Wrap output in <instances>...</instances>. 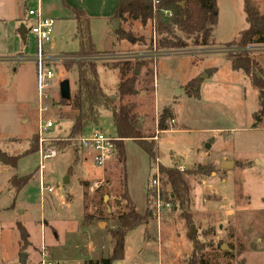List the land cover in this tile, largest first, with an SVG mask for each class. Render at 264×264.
<instances>
[{
  "label": "rangeland",
  "instance_id": "rangeland-1",
  "mask_svg": "<svg viewBox=\"0 0 264 264\" xmlns=\"http://www.w3.org/2000/svg\"><path fill=\"white\" fill-rule=\"evenodd\" d=\"M2 1L7 10L11 6L13 9L12 0ZM256 1L264 13V0ZM36 2L22 0L17 22H13L11 12L0 21V148L12 156L25 154L38 135L34 60L39 43L31 32L25 40L19 33L21 24L31 29L25 16L29 10H36ZM52 19L53 35L41 50L45 56L65 60L52 65L54 88L49 92L50 109L44 117L55 121V127L45 137L66 138L77 114L72 106L62 105L60 83L69 80L73 99L78 79L77 67L67 71L64 64L94 60L107 96L117 106L133 108L141 133L156 136L160 164L170 167L179 162L191 188V223L186 222L175 203H168L158 214L155 196L151 195L145 209L151 211V221L127 235L125 258L114 264H189L200 247L208 264H264V127L256 125L255 120L260 109L259 89L243 71H235L226 56L236 49L223 55L212 52V48L197 52L204 48L192 46L163 54L155 45L150 46L152 40L156 43L160 38L157 33L154 36L151 24L144 27L135 21L111 23L109 19H96L91 33L102 54L80 58L76 55L80 42L75 22L62 16ZM120 27L131 36L119 41L116 31ZM142 37L145 42L134 43ZM246 51L262 66L260 76L264 78V45ZM128 63L131 75L139 69L137 94L121 102L118 90L123 77L119 65ZM195 77L202 80L200 98H190L184 91ZM166 108L174 111V119L169 120L170 130L161 134L158 120ZM24 117L29 119L28 124L22 123ZM92 129L112 138L117 135L112 114L106 110ZM78 151L79 147L70 146L46 162L44 182L53 192L47 188L44 197L38 154L22 157L17 169L0 165V264H21L22 253L27 254V264H40L43 236L50 260L56 263L82 264L108 257L112 249L109 231L117 227L119 216L127 211L121 200L125 174L132 199L143 208L144 186L155 170L136 143H126V167L116 154L103 169L92 164L91 156L89 163L77 166L73 158ZM79 153L82 156V151ZM223 162L236 164L223 170ZM202 168L210 172L202 175ZM16 176L31 177L20 192L11 184ZM161 181L166 198L171 187L163 174ZM149 191L155 193L154 189ZM18 224L28 236L25 252Z\"/></svg>",
  "mask_w": 264,
  "mask_h": 264
},
{
  "label": "trees",
  "instance_id": "trees-1",
  "mask_svg": "<svg viewBox=\"0 0 264 264\" xmlns=\"http://www.w3.org/2000/svg\"><path fill=\"white\" fill-rule=\"evenodd\" d=\"M244 11L249 28L242 31L237 38L225 45L229 49H236L230 52L227 57L232 63L235 71H243L253 84L259 89V111L255 114L258 124L264 127V78L260 76L259 63L248 54L246 49L251 46L264 45V13L256 0H243ZM71 9V8H70ZM72 17L77 22L76 38L80 42V50L76 55L80 58H92L100 56L94 43L91 33V19L82 11L71 9ZM166 12L171 13L169 16ZM111 23L119 21L121 23L140 22L147 27L151 21L156 20V33L160 37L156 43L151 41L150 46H156L159 52H170L173 50H186L189 47L211 48L215 45L214 32L218 24V4L217 0H159L155 5V0H120L116 12L110 19ZM118 40H125L131 36L121 27L116 31ZM142 37L135 40L145 42ZM141 66L142 63L138 62ZM76 66L78 70L77 91L73 99L65 101L62 105L72 106L77 113L74 123L66 138L53 141L50 146L57 149L59 153L64 152L68 147H78L76 139L86 134L90 129L99 124L101 112L109 111L112 114L113 123L116 127L115 148L118 159L125 165L127 154L125 141H134L149 157L152 169H155L160 159L159 145L153 137L144 136L138 123L132 114L129 105H119L107 96L101 85L98 62L94 60H79L78 62H66L64 67L67 71ZM122 71L123 81L118 90L120 101L134 95L137 82V75L130 70V64L119 65ZM201 77L189 81L184 86L186 95L190 98H200ZM173 112L166 108L158 120L159 133L169 131V120L173 118ZM39 152V136L35 135L30 149L22 155L12 156L0 148V165L7 168L17 169L19 160L31 154ZM180 163L174 162L172 166L166 167L159 163L161 174L166 177L171 187V193L163 200L168 204L175 203L182 212L186 222H192L193 206L191 198V188L183 172L179 169ZM201 174L210 172V169L202 168ZM188 173H191L188 171ZM31 177H13L11 184L13 188L20 192L30 181ZM124 192L121 200L127 205V211L118 218L117 227L109 231L111 252L108 257L99 261L88 260L84 264H114L125 258L126 237L139 226L148 225L152 219L150 210L142 214L136 204L131 200L128 191L127 174H125ZM150 191H148V203L151 201ZM22 251L25 252L29 246L28 236L25 228L18 224ZM189 260V264H208L203 257L201 247Z\"/></svg>",
  "mask_w": 264,
  "mask_h": 264
},
{
  "label": "built area",
  "instance_id": "built-area-1",
  "mask_svg": "<svg viewBox=\"0 0 264 264\" xmlns=\"http://www.w3.org/2000/svg\"><path fill=\"white\" fill-rule=\"evenodd\" d=\"M159 3V0H155V5ZM167 15L172 14L166 12ZM28 17L34 20L31 26L30 32L36 36L39 43L38 56L35 58L36 63V76H37V90H38V109H39V126L37 134L39 136V171L41 176V194L44 196L45 191L48 188L49 192H53L52 187H47L43 176L46 168V162L50 159L57 158L59 152L56 148L50 146L53 141L59 139H49L45 135L55 127V121L50 118L44 117L49 112V92L53 90L55 79V73L53 72L52 65L54 63L61 64L65 59L61 56L49 57L45 56L41 50V46L45 41H49L54 32V20L43 16L41 10H29ZM153 26V34L156 36L157 22L153 20L150 22ZM237 51V50H236ZM234 51V52H236ZM233 52V51H232ZM18 60L22 61L21 58ZM63 76V73H62ZM61 76V77H62ZM115 138L106 136L101 130L90 129L86 134L76 139L77 145L80 149L86 150L91 156L92 164L96 167L103 169L112 157L116 154V148L114 145ZM159 161L157 167L154 169L155 173L150 181V188L155 191L156 209L159 214L162 208H166L169 205L163 200L164 186L161 181V172L159 169ZM183 172V168H180ZM41 262L40 264H60L50 260V256L47 253V246L43 243L41 248Z\"/></svg>",
  "mask_w": 264,
  "mask_h": 264
},
{
  "label": "crops",
  "instance_id": "crops-1",
  "mask_svg": "<svg viewBox=\"0 0 264 264\" xmlns=\"http://www.w3.org/2000/svg\"><path fill=\"white\" fill-rule=\"evenodd\" d=\"M12 1H13V4H12L13 9L11 6L10 10H7L3 1L0 0V21H2V19L6 16L7 12H11L13 14V22L18 21V19H19L18 14L20 13V10L22 7V0H12ZM119 2H120V0H37V2H36L37 8H35V9L41 10L43 16L50 17L51 19L54 16H56V17L62 16L66 21H74L76 24V30H77V22L72 17V13L70 11L71 9H77L79 11L84 12L91 19V24H93V20H96V19L108 20L111 17H113L115 12H116V9L118 7ZM217 4H218V24H217L216 30L214 32L215 45L213 47H211L212 49H210V50L214 53H220V54L226 55L225 53H227L231 49L225 47V45L232 42L235 38H237L242 31L248 29L249 25H248L247 20H246V14L244 11V1L243 0H217ZM25 17H26L25 18L26 20L25 19H23V20L31 22V26H32V24L34 23V20L32 18L28 17V13L26 14ZM20 23H21V21H20ZM22 25H24V24H21L20 26H22ZM92 31H93V27H92ZM29 32H30V30H29ZM23 40H25V38ZM205 49L206 48L200 49V50L196 49V51L202 52V51H205ZM161 53L168 54L170 52H161ZM65 55H67V54H65ZM15 60H16V58H15ZM261 68H262V66H261ZM206 70H212V69H205V72H207ZM215 72L216 73L218 72L217 68H215ZM195 78H197V77H195ZM22 123L28 124L29 119L24 117V119L22 120ZM256 125H258L257 120H256ZM37 131H38V129H37ZM37 131H36V133H37ZM166 132H168V131H165L162 133H166ZM128 141H130V140L125 141V148H126V143ZM80 151H82V156H80V153H79ZM88 157H90L89 152L79 148L78 154H77V156H74L73 160H74L75 164L77 166H79V164H81V163H83V164L84 163L87 164V162L89 163ZM147 157H148V155H147ZM148 160H149V157H148ZM257 160H259V159H257ZM235 164L236 163H234V165ZM149 166H150V164H149ZM216 167H218V166H216ZM217 169H219V167ZM223 170H225V169H223ZM152 177L153 176H151L148 179L146 185L144 186V188H145L144 189L145 190V202L146 203L143 205V208L139 207L137 205V203L132 199L130 191L128 189L130 198L136 204V206L138 207V209L141 213L146 212L145 209H146V206L148 204V196L147 195H148V191L151 189L150 188V181H151ZM40 180H41V176H40ZM42 197H44V196H42ZM44 241H45V237L43 236V240L41 242V248H42L43 243H45ZM45 245H46V243H45ZM41 248H40V250H41ZM47 253H48V248H47ZM84 262L85 261H83L82 264H84Z\"/></svg>",
  "mask_w": 264,
  "mask_h": 264
},
{
  "label": "water",
  "instance_id": "water-1",
  "mask_svg": "<svg viewBox=\"0 0 264 264\" xmlns=\"http://www.w3.org/2000/svg\"><path fill=\"white\" fill-rule=\"evenodd\" d=\"M19 33H20L21 37L24 39L25 36L29 33V31L27 30L25 25H22L20 30H19ZM129 39L132 41L131 37ZM134 74L135 75L139 74V69L138 68H136ZM134 94H137V91H135ZM60 96L65 101H70L71 100L72 92H71V85H70L69 80H64V81H62L60 83ZM111 99L114 100L113 98H111ZM233 166H234V163H231V162H223L222 163V168L225 169V170L229 169V168H232ZM26 258H27V254L22 253L21 254V259H20L21 264H27Z\"/></svg>",
  "mask_w": 264,
  "mask_h": 264
}]
</instances>
